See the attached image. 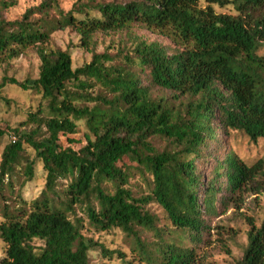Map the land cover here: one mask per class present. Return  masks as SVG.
I'll list each match as a JSON object with an SVG mask.
<instances>
[{"label": "trees", "instance_id": "obj_1", "mask_svg": "<svg viewBox=\"0 0 264 264\" xmlns=\"http://www.w3.org/2000/svg\"><path fill=\"white\" fill-rule=\"evenodd\" d=\"M228 7L232 13L215 9ZM77 12L44 0L20 20L0 16V60L32 47L40 60L29 87L3 78L0 100L12 84L46 102L27 114L23 124L35 127L30 132L0 126V137L13 136L0 158V264H90L94 250L130 264L120 251L85 237L89 228L120 230L144 264H203L198 248L217 202L220 215L232 211L248 226L242 258L229 264H264V216L257 226L242 211L248 198L264 195V160L247 164L226 152L205 184L196 166L219 130L264 140V57L257 55L264 45V0H90ZM133 25L175 47L138 40L128 52H93L76 69L68 51L43 48L66 28L89 49L94 34ZM77 122L86 128L80 143L72 138ZM155 140L166 143L162 151ZM39 165L43 187L26 201L23 188ZM136 176L146 190L139 197L130 189ZM153 204L162 221L146 209Z\"/></svg>", "mask_w": 264, "mask_h": 264}, {"label": "rangeland", "instance_id": "obj_2", "mask_svg": "<svg viewBox=\"0 0 264 264\" xmlns=\"http://www.w3.org/2000/svg\"><path fill=\"white\" fill-rule=\"evenodd\" d=\"M11 0H0V16L7 21L20 20L22 15L29 9L39 6L44 0H14L15 5L9 6ZM90 0H57L58 7L64 13L72 11L78 16L77 9ZM117 1L126 3L132 0H94V3H108ZM3 5L9 6L7 9ZM217 12L232 13L230 7L225 9L215 8ZM50 17L56 18L57 14L53 10L48 12ZM40 15H34L33 19L39 18ZM141 40L146 43L156 42L169 50L173 49L174 44L165 36L158 32L149 31L141 26L133 25L130 28L110 31L107 33H96L92 37V44L89 49L81 46L80 38L71 28L57 31L52 34L49 43L43 48L47 50L60 49L68 51L71 56L72 69L88 64L91 60L92 53L96 54L108 53L116 54L118 51H130L135 42ZM38 47H32L25 50L17 59H1L0 60V83L3 78L14 79L17 83H21L27 87L31 86L35 79L38 78L40 71V60L38 57ZM259 57H264V45L257 52ZM0 100V126H8L10 129H18L22 133H28L35 127L31 124L24 125L27 114L33 112L38 105L45 107L46 102L42 101L38 95H32L31 91H24L17 85L7 84L2 89ZM215 125V122L213 123ZM78 133L72 138L79 143L83 140V134L86 128L83 122H77ZM13 140L10 134L0 137V158L4 147ZM63 146H67L64 139L60 140ZM155 147L162 151L166 143L164 141L155 140ZM80 145H84L82 142ZM76 147H79L77 145ZM232 151L239 159L247 164L262 159L264 160V140L258 139L256 143L249 141L240 133H231L229 136L222 131H217L216 139L210 143L204 151L207 156L203 160L196 163L198 173L203 179L204 184L211 178L210 173L214 162L221 161L226 152ZM26 154L30 157L33 152L26 149ZM222 182V181H221ZM44 183V174L39 165L36 169L35 179L32 183L23 188V198L26 201L35 199ZM130 189L135 197H139L145 193V186L136 176L130 182ZM16 189H18L16 187ZM203 189H199L202 196ZM222 195V194H221ZM221 196L219 195L218 198ZM218 214L206 220L210 232L205 234V244L198 248L201 263L203 264H229L240 260L243 251L247 246L248 226L239 215H233L229 211L225 215H220L219 202L216 204ZM152 214H155L162 221L163 216L159 207L155 204L146 207ZM246 215L253 217L255 224L258 226L264 216V195L254 199L248 198L245 207L242 210ZM80 216V213H78ZM2 219L0 218V223ZM86 225V222H85ZM88 229V227H87ZM83 235L94 242L102 244L109 251H120L124 255V260L130 264H144L136 260L135 254L131 251V240L125 236L120 230H111L103 233H94L90 228L89 231H83ZM143 238L151 241L150 234L143 232ZM36 247L41 244L34 241ZM3 243L0 241V257L3 252ZM90 264H122V261L116 257L111 259L103 258L98 250L89 252Z\"/></svg>", "mask_w": 264, "mask_h": 264}]
</instances>
